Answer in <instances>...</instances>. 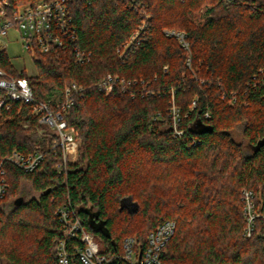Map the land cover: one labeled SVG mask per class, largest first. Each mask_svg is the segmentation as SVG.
<instances>
[{
  "label": "trees",
  "instance_id": "trees-1",
  "mask_svg": "<svg viewBox=\"0 0 264 264\" xmlns=\"http://www.w3.org/2000/svg\"><path fill=\"white\" fill-rule=\"evenodd\" d=\"M68 5L79 42L92 54L89 63L76 62L68 40L38 54V76L28 77L0 50V68L26 77L34 97L52 100L53 108L63 103L71 82L85 87L66 115L81 145L62 172L61 153L49 151L54 136L31 106L13 103L0 117V160L14 151L45 153L33 172L7 166L0 264H59L56 246L65 227L57 209L67 203L98 237L99 253L111 264H128L126 239L146 249L149 235L168 221L175 231L162 251L164 264H264V225L259 221L253 236L245 237L242 200L249 189L264 204V0ZM144 21L138 41L121 57L118 50ZM166 29L183 31L189 50L167 37ZM109 74L138 81L135 98L122 89L100 92ZM205 128L213 130L202 133ZM25 182L40 198L16 206ZM122 202L139 208L121 210ZM74 245L84 246L80 239L68 241L71 264H83L71 251Z\"/></svg>",
  "mask_w": 264,
  "mask_h": 264
},
{
  "label": "built area",
  "instance_id": "built-area-1",
  "mask_svg": "<svg viewBox=\"0 0 264 264\" xmlns=\"http://www.w3.org/2000/svg\"><path fill=\"white\" fill-rule=\"evenodd\" d=\"M14 0H0V41L2 42L10 31L18 30L21 35L23 48L28 51L34 59L38 54H46L52 48L63 47L65 42L70 40L73 46V53L76 62L80 65L89 63L92 54L82 48L77 27L69 9V0L43 1L38 4H19ZM148 20L147 18L145 19ZM146 21L140 26L131 39L118 50L121 57L133 47L141 36ZM169 38H175L185 50H189L187 35L183 31L173 29L164 30ZM20 71L18 73H22ZM139 86L138 81L126 80L113 75H107L98 85L100 92L110 95L115 89H122L132 98H135L134 87ZM85 87L77 82H71L65 88L63 103L56 102V107H51L48 102L39 101L34 97L33 90L26 77H15L0 68V117L11 111L13 103L31 106L33 114L39 117V123L47 127L54 140L50 144L49 151L61 153V162L58 170L62 172L76 160L80 143L79 132L66 120V115L75 105L76 98L83 97ZM172 118L175 125L179 119L177 110L173 106ZM9 119V117H6ZM5 120V119H4ZM178 136L183 133L175 128ZM45 153L23 154L14 151L11 155L0 160V202L3 201L9 192L7 166L14 165L24 172L35 171L44 161ZM243 215L245 219V237L251 238L257 230V223L261 221L264 225V204L256 201V194L253 190L242 191ZM3 208V206H0ZM57 215L64 224V239L56 246V253L59 264H71L68 241L80 239L83 248L74 245L73 255L80 258L83 264H111V259L99 253L98 244L93 233L84 229L80 218L70 203L57 209ZM2 215L0 213V221ZM175 223L168 221L158 226L148 237L146 249L137 248V240L128 238L124 243L123 259L128 264H164L161 256L166 243L173 236ZM142 251V253H141Z\"/></svg>",
  "mask_w": 264,
  "mask_h": 264
},
{
  "label": "rangeland",
  "instance_id": "rangeland-1",
  "mask_svg": "<svg viewBox=\"0 0 264 264\" xmlns=\"http://www.w3.org/2000/svg\"><path fill=\"white\" fill-rule=\"evenodd\" d=\"M201 13H204V11ZM2 40V42L0 41V50H5L7 52L14 68L18 72L24 71L28 77L38 76V68L35 59L23 48L20 32L18 30H12ZM238 140L240 141V139ZM80 145L81 142L79 143L78 150ZM40 195V193L35 192L31 186L25 182L22 184L20 195L17 198L24 197L25 201H29L31 199H39ZM125 204L127 203L125 202ZM95 240L98 244V248L101 249V243L98 237H96Z\"/></svg>",
  "mask_w": 264,
  "mask_h": 264
},
{
  "label": "water",
  "instance_id": "water-1",
  "mask_svg": "<svg viewBox=\"0 0 264 264\" xmlns=\"http://www.w3.org/2000/svg\"><path fill=\"white\" fill-rule=\"evenodd\" d=\"M212 128H205L202 133H207V132H212ZM262 145H264V143H262ZM261 145V146H262ZM124 200H130L131 201V198H127V199H124ZM24 202V198L23 197H19L16 201H15V205L16 206H20L22 203ZM128 208L130 212H136L138 210V205L136 203L132 204V205H125L123 202H122V205H121V210H123L124 208ZM142 253V251H141Z\"/></svg>",
  "mask_w": 264,
  "mask_h": 264
}]
</instances>
